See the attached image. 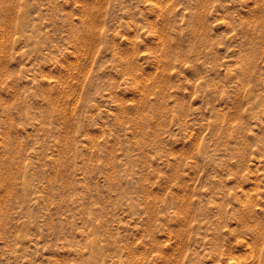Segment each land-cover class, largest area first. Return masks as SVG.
Listing matches in <instances>:
<instances>
[{"label": "rangeland", "instance_id": "1", "mask_svg": "<svg viewBox=\"0 0 264 264\" xmlns=\"http://www.w3.org/2000/svg\"><path fill=\"white\" fill-rule=\"evenodd\" d=\"M0 264H264V0H0Z\"/></svg>", "mask_w": 264, "mask_h": 264}]
</instances>
